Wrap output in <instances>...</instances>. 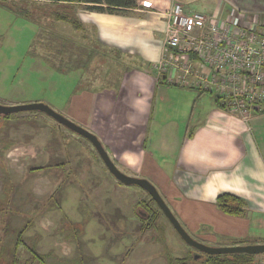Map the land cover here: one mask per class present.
<instances>
[{
    "label": "rangeland",
    "instance_id": "1",
    "mask_svg": "<svg viewBox=\"0 0 264 264\" xmlns=\"http://www.w3.org/2000/svg\"><path fill=\"white\" fill-rule=\"evenodd\" d=\"M64 6L44 1L0 2V105L44 104L89 131L82 126L83 115L93 118L98 110L79 108L83 92H94L101 86L118 90L117 82L108 83L113 81V74L117 81H123L128 71L144 70L138 65L128 66L130 62L124 63L119 51H106L104 44L82 46V34L78 37L70 26L68 34L73 39L67 36L65 28L58 27L62 23L57 22L71 16ZM67 53H71L69 57ZM136 80L140 85L141 76ZM167 89L158 92L159 96L169 93V106L166 102L158 111V123L175 116L188 119L193 115L188 109H197L201 97L214 102L204 90L180 83ZM116 110L119 112L118 107ZM114 115L106 117L113 119ZM9 116H0V264H41L32 261L30 247L46 257L43 264H145L151 255V240L162 241V231L167 237L165 224L171 234L175 233L162 213L153 229L145 233L142 219L147 215L140 207L150 203V196L140 188L127 187L135 196L126 197L122 214L117 208L119 202L111 201L110 189L105 194L107 201L93 193L88 179H97L105 166L86 139L44 113ZM194 117L199 118L198 111ZM104 143L111 151L114 142ZM150 206L157 209L154 204ZM94 210L100 218L97 214L94 218ZM215 221L205 220L200 226L190 218L184 229L203 245L223 247L226 242L216 239L218 229L225 226ZM20 231L22 244L16 248ZM183 245L191 250L189 256L195 261L204 257Z\"/></svg>",
    "mask_w": 264,
    "mask_h": 264
},
{
    "label": "crops",
    "instance_id": "2",
    "mask_svg": "<svg viewBox=\"0 0 264 264\" xmlns=\"http://www.w3.org/2000/svg\"><path fill=\"white\" fill-rule=\"evenodd\" d=\"M174 3L182 4L187 12L218 16L224 21L234 17L237 23L264 32V0H137L135 9L113 14L91 11L86 5L64 4L71 16L66 17L69 21L58 19L57 22L62 23L58 27H64L67 36L70 26L78 32V37L82 34V46L93 42L97 46L104 44L106 51H119L124 63L130 62L128 66L138 65L144 70V73L138 69L133 73L128 71L123 81H117L113 74V81L108 83L117 82L118 90L101 86L94 92L84 91L79 108L98 111L93 118L83 115L82 126L96 134L105 148L108 146L105 141L114 142L109 143L111 151L106 150L116 167L131 177L151 182L183 228L188 226L190 218L200 226L205 220H216L225 226L218 229L216 240L226 245L238 241L243 246L264 244V113L244 122L221 109L215 95L206 92L213 97L212 104L200 96L198 108L188 109L193 114L188 119L175 116L158 123V111L166 102L169 106V93L164 97L158 92L172 85L157 81L152 67L163 56L166 14ZM36 24L41 31L40 24ZM138 76H141L140 85ZM197 111L199 118L195 119ZM106 114L115 115L111 119ZM106 170L102 168L97 179L92 181L90 177L88 181L100 200L107 201L105 194L110 189L111 201L119 202L117 208L122 214L126 197L134 195L127 187L136 186L119 183ZM225 193L246 201L242 216H226L219 211L216 200ZM92 214L96 218L95 210ZM166 225L167 237L162 231V241L151 236V255L145 264H170L171 257L189 256L191 250ZM259 259L263 262L264 256Z\"/></svg>",
    "mask_w": 264,
    "mask_h": 264
},
{
    "label": "built area",
    "instance_id": "3",
    "mask_svg": "<svg viewBox=\"0 0 264 264\" xmlns=\"http://www.w3.org/2000/svg\"><path fill=\"white\" fill-rule=\"evenodd\" d=\"M166 16L163 56L152 67L157 81L213 94L227 113L244 122L264 113L262 30L237 23L234 17L224 21L187 12L180 3H174Z\"/></svg>",
    "mask_w": 264,
    "mask_h": 264
},
{
    "label": "water",
    "instance_id": "4",
    "mask_svg": "<svg viewBox=\"0 0 264 264\" xmlns=\"http://www.w3.org/2000/svg\"><path fill=\"white\" fill-rule=\"evenodd\" d=\"M33 112L44 113L45 115L56 121L59 125L64 126L72 133H75L76 135L90 142L96 150L97 154L99 155L104 166L109 171V173L119 183L125 186H136L147 192L149 196L153 199V201L156 203V205L160 208L161 212L170 222L177 234L181 237V239L198 253L209 256H222L234 254H248L253 256H259L264 254V244L246 246L208 247L195 241L180 224L176 216L173 214L169 206L166 204V202L156 189V187L151 182L145 179L135 178L123 174V172H121L111 160L110 156L108 155L106 149L104 148L98 137H96L89 131L81 128L77 124L71 122L69 119L55 112L50 107L39 103L26 104L20 106L0 105V116H9L13 114Z\"/></svg>",
    "mask_w": 264,
    "mask_h": 264
},
{
    "label": "trees",
    "instance_id": "5",
    "mask_svg": "<svg viewBox=\"0 0 264 264\" xmlns=\"http://www.w3.org/2000/svg\"><path fill=\"white\" fill-rule=\"evenodd\" d=\"M8 1H30V2H38L44 1L52 4H74V5H86V7L91 11H96L100 13H124L126 10L135 9L137 7V0H0L1 3H5ZM63 21H69L65 18H61ZM73 21V20H71ZM79 25L78 22L74 21ZM73 22L74 26L76 24ZM80 30V29H79ZM216 97V96H215ZM216 104L221 108L224 107L221 105L220 98L216 97ZM10 116H4V118H9ZM61 126V125H60ZM148 194V193H147ZM149 195V194H148ZM149 202L156 206V210L150 206V203L141 204L140 210L147 215L146 219H143L145 223H143V230L145 233L152 229L156 222L158 221L159 213H162L160 208L156 205L153 199L150 197ZM216 205L226 216L231 217H239L242 216L247 208V203L244 199L232 195V194H221L217 197ZM163 214V213H162ZM161 214V215H162ZM141 217V216H140ZM22 231L18 234V242L16 244V248H18L22 244ZM225 246H243V242H233L231 244H225ZM224 246V247H225ZM32 255V261L40 262L41 264L45 263L46 257L41 255L36 251V249L30 247L28 248ZM195 253L192 252V255ZM258 256L248 255V254H234V255H222V256H209L204 255L201 257V260L195 261L193 257L188 256L185 259H174L170 258V264H194V263H203V264H258ZM16 264V263H12Z\"/></svg>",
    "mask_w": 264,
    "mask_h": 264
},
{
    "label": "flooded vegetation",
    "instance_id": "6",
    "mask_svg": "<svg viewBox=\"0 0 264 264\" xmlns=\"http://www.w3.org/2000/svg\"><path fill=\"white\" fill-rule=\"evenodd\" d=\"M198 255V254H197ZM202 254H200L199 256H201Z\"/></svg>",
    "mask_w": 264,
    "mask_h": 264
}]
</instances>
